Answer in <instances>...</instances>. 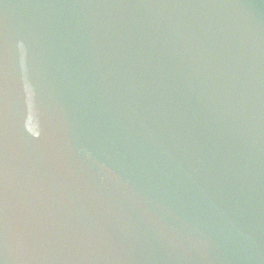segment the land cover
<instances>
[{"label":"water","instance_id":"95a60500","mask_svg":"<svg viewBox=\"0 0 264 264\" xmlns=\"http://www.w3.org/2000/svg\"><path fill=\"white\" fill-rule=\"evenodd\" d=\"M0 264H264V0H0Z\"/></svg>","mask_w":264,"mask_h":264}]
</instances>
